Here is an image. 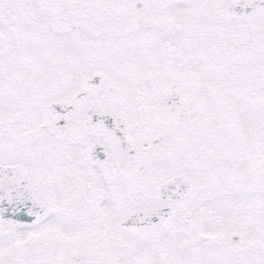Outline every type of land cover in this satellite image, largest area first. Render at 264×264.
Masks as SVG:
<instances>
[{
  "label": "snow or ice",
  "instance_id": "obj_1",
  "mask_svg": "<svg viewBox=\"0 0 264 264\" xmlns=\"http://www.w3.org/2000/svg\"><path fill=\"white\" fill-rule=\"evenodd\" d=\"M0 264H264V0H0Z\"/></svg>",
  "mask_w": 264,
  "mask_h": 264
}]
</instances>
